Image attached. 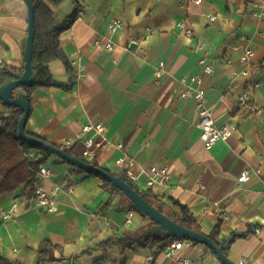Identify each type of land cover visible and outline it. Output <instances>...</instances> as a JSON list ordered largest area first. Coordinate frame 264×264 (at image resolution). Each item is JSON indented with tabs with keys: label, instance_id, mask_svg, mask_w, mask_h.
Wrapping results in <instances>:
<instances>
[{
	"label": "crops",
	"instance_id": "1",
	"mask_svg": "<svg viewBox=\"0 0 264 264\" xmlns=\"http://www.w3.org/2000/svg\"><path fill=\"white\" fill-rule=\"evenodd\" d=\"M75 3L66 0L53 8L57 24L72 14ZM260 3L264 0H80L78 17L59 37L71 71L63 60L50 64L58 86L34 89L26 131L81 156L83 140L93 134L82 135L83 126L101 123V138L108 144L90 163L122 173L116 159L123 154L134 159L141 190H151L177 214L181 210L172 199L186 205L204 234L222 221L219 238L230 243L227 256L237 264L242 257L247 264H264V21L252 15ZM28 16L25 0H0V67L23 71ZM116 19L121 25L111 30ZM184 19L194 37L178 29ZM97 39L101 46H95ZM199 42L209 47L211 73L199 65ZM108 43L113 50L105 48ZM247 46L256 52L251 78L232 74V68H244L239 57ZM80 67L84 77H79ZM192 74L202 75L217 125L236 126L226 141L210 149L201 140L194 99L183 96L180 81ZM255 81L260 82L257 88ZM244 93L262 105L260 115L249 116L240 107ZM13 95L25 97L26 92L20 87ZM0 111L8 116L13 109L0 102ZM43 164L52 175L39 183L49 192L56 185L64 188L57 196V211L37 208L24 186L0 196V210L16 199L21 203L18 218L0 221V253L8 259L38 264V247L49 239L62 247L55 256L63 260L46 264H178L181 257L190 264H223L201 243L184 246L175 257L166 254V247L156 253L158 246L136 245L123 254L99 249L109 238L145 229L152 220L121 195L102 188L99 177L71 173V166L54 156ZM153 166L168 168L169 182L148 187ZM245 170L250 178L239 182ZM68 185L72 193L65 189ZM130 210L135 214L126 225Z\"/></svg>",
	"mask_w": 264,
	"mask_h": 264
},
{
	"label": "trees",
	"instance_id": "2",
	"mask_svg": "<svg viewBox=\"0 0 264 264\" xmlns=\"http://www.w3.org/2000/svg\"><path fill=\"white\" fill-rule=\"evenodd\" d=\"M65 1L66 0H33L35 5V39L33 54L34 83L30 86H21V88H23L26 92L25 99L30 103V111L32 109V92L36 87L58 86L54 81L52 72L50 71V64L52 62L56 60H63L68 72L71 71L70 63L60 47L59 37L78 17L81 11V5L80 0H76L75 8L72 14H70V16H68L62 24H57L53 8L61 6ZM22 73L23 71H13L6 66L0 67V87L7 82L19 79ZM12 97L15 96L12 94ZM0 102L4 103L1 98ZM5 105L13 109V112L7 116L5 113L0 111V196L15 192L20 187L24 186L25 195L31 199L33 197L34 186L37 181V172L39 167L52 156H54L57 161L63 163L67 162L45 150L42 146L32 147L26 141L20 139L18 136V123L20 118L23 116L24 111L14 105ZM27 133L50 143L41 136L35 135L31 132ZM64 150L73 155L71 150ZM31 151H35L38 156L30 157L28 154ZM75 156L87 161L82 156ZM93 164L99 166L96 162H93ZM69 165L71 166V173H87L88 175L99 177L103 182L102 188L108 190L112 194L121 195L129 202L132 209L139 212L145 218H149L145 213L139 210L138 207L119 188L109 182L106 178L95 173L85 172L78 167L72 166L71 164ZM104 169L109 171L106 168ZM113 174L130 184L162 213L172 219H175L178 223L185 227L202 232L201 226L186 205L172 199L173 204L178 206L181 210V213L177 214L169 204L163 202L151 190H141L135 182L127 177L125 172ZM221 224L222 221H218L215 227L208 234H206L218 246L225 245L227 243L219 238ZM155 225L156 222L151 221L145 229H141L135 233L125 234L123 236L111 237L100 243L98 247L103 251L115 249L118 253L123 254L127 249H133L136 245L142 248L158 246V250L156 251V253H158L171 243L179 240L178 237L168 232H150V228ZM193 243L199 244L198 242ZM205 247L210 249L206 245ZM57 250L61 252L62 247L53 244L49 239L43 240L37 250L40 256L38 264H46L49 262L63 260V257L57 258L55 256V252ZM0 264L22 263L12 261L0 253Z\"/></svg>",
	"mask_w": 264,
	"mask_h": 264
},
{
	"label": "built area",
	"instance_id": "3",
	"mask_svg": "<svg viewBox=\"0 0 264 264\" xmlns=\"http://www.w3.org/2000/svg\"><path fill=\"white\" fill-rule=\"evenodd\" d=\"M195 4H200L202 0H190ZM252 15L255 19L259 21H264V4L260 3L255 6L252 11ZM209 18L214 21L217 19L216 15H210ZM121 25V20L116 19L112 23H110L109 28L111 30H115L117 27ZM178 29H180L184 35L187 37H194L195 32L192 26L189 24L188 20L184 19L178 22ZM262 34V33H259ZM245 39V37H244ZM102 41L97 39L95 41V46H101ZM105 48L108 50H113L114 45L112 43H108L105 45ZM197 51L200 54L199 65L202 68L204 73H211L213 71V66L209 60V47L205 42H199L197 46ZM256 52L255 49L247 46L243 48L242 53L239 57L241 63L243 64V69L232 68L233 75H241L243 77H252V66L254 63ZM160 69L157 71V74H161V70L164 67V63H160ZM86 75V71L84 67H80L79 69V77H84ZM183 85H185V89L183 90V96L192 97L195 101V107L197 110L198 120L197 125L201 129V140L204 143V146L207 149L212 148L218 141L223 140L226 141L232 133L236 130L235 125L226 124L222 127L218 126L216 123V119L214 118L212 109L207 104V96L206 89L203 87V78L202 75L192 74L185 76L180 81ZM260 86V82H253V87L257 88ZM239 105L240 107L248 109L249 116L260 115L262 113L263 107L262 105L254 98L250 97L247 94H241L239 96ZM93 134L86 137L83 140V149L81 151V156L87 159V162L93 160L97 154L98 150L105 147L108 142L105 138H101L102 132L104 131V126L101 123L95 124H86L82 128V135H87L92 132ZM73 144L72 141H67L66 145ZM30 157H37L38 154L35 151H31L28 154ZM136 161L132 158L127 157L126 155H120L116 159V164L124 169L125 174L128 178H130L133 182L137 183L139 181L140 174H136L133 171V167ZM257 173L260 172L259 169L256 170ZM52 175V170L46 165L42 164L37 172V181L33 190V201L34 205L37 208L46 210L49 213H53L57 211V196L64 189L63 187L56 185L54 186L51 192L47 191L41 183H39L40 179L47 178ZM251 172L245 170L241 173L238 180L239 182H246L250 178ZM171 178V174L168 168H160L157 166H153L150 168L147 185L148 187H154L160 183H167ZM203 188V187H202ZM65 189L72 193L74 191L72 185H68ZM20 202L16 199L10 208L1 209L0 210V221H10L18 218L19 210H20ZM210 207H208L209 209ZM135 214L134 210H130L125 219V224L129 225L132 222L133 216ZM228 213L224 211L222 213L223 218H227ZM193 242L190 240L179 239L166 247V254L169 257H175L177 252L181 250L184 246L191 245ZM152 259V257H150ZM178 264H190V260L186 257H181L178 259ZM105 264H112L111 261H107ZM239 264H247V258L242 257Z\"/></svg>",
	"mask_w": 264,
	"mask_h": 264
},
{
	"label": "water",
	"instance_id": "4",
	"mask_svg": "<svg viewBox=\"0 0 264 264\" xmlns=\"http://www.w3.org/2000/svg\"><path fill=\"white\" fill-rule=\"evenodd\" d=\"M28 5V37L25 49L26 63L23 73L19 79L7 82L0 87V98L7 105H14L24 111L23 116L18 123V136L20 139L26 141L32 147L42 146L45 150L51 152L53 155L63 159L68 164L78 167L85 172L95 173L106 178L109 182L119 188L143 213H145L156 225L150 228V232H168L178 237L179 239L190 240L208 246L221 260L223 264H237L232 261L227 254L226 250L229 249L230 243L218 246L206 234L190 229L178 223L175 219L170 218L162 213L159 209L153 206L142 194L135 190L130 184L122 178L114 175L113 173L105 170L101 166L94 165L93 163L84 161L67 151L52 143H47L44 140L31 136L26 131V125L30 115V103L25 97L18 96L12 97V94L21 86H30L34 83V69H33V54H34V39H35V5L33 0H25Z\"/></svg>",
	"mask_w": 264,
	"mask_h": 264
},
{
	"label": "rangeland",
	"instance_id": "5",
	"mask_svg": "<svg viewBox=\"0 0 264 264\" xmlns=\"http://www.w3.org/2000/svg\"><path fill=\"white\" fill-rule=\"evenodd\" d=\"M84 159H87V158H85V157H83Z\"/></svg>",
	"mask_w": 264,
	"mask_h": 264
}]
</instances>
